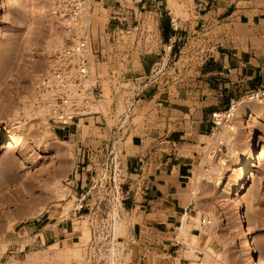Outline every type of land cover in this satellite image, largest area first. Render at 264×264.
<instances>
[{"label":"rangeland","instance_id":"374dc122","mask_svg":"<svg viewBox=\"0 0 264 264\" xmlns=\"http://www.w3.org/2000/svg\"><path fill=\"white\" fill-rule=\"evenodd\" d=\"M174 1L179 4L177 16L189 19L187 0ZM260 1L264 4V0ZM127 5V10L132 11L127 17L129 27H121L110 38L104 37L102 26L101 34L98 33L97 10L88 7L87 23L94 39V50L100 53L92 67L90 85L99 80L101 93L88 94L86 98L90 110L100 113L104 120L92 116L80 119L88 125L83 130L77 120L72 127L53 125L47 116L51 106L44 116L45 122L35 114L40 103V95H37L38 89H42L40 81L47 76L50 65L60 53L59 47L56 50L48 48L50 42L56 41L55 26L58 25L50 0H0V132L20 134L27 147L25 151L20 147H6L5 139L0 135V264H107L110 257L116 264H189L192 260L187 256L189 248L184 242L187 237L178 235L179 220L185 210L178 216L176 228L173 225L168 229L174 234H169L167 240L178 243L179 251L167 262L160 251L163 248L159 242L160 234L146 228L144 216L137 208L127 209L125 200L121 202L123 172L118 160L115 185L110 181L109 153L113 131L108 129L121 126V137L116 148L113 147V156L116 152L119 159L126 128L131 125L144 128L156 122L157 111L153 103L147 106L135 104L133 110L126 113V102L135 97L139 84L127 77L129 69L137 67L142 56L148 57L159 51L164 54L166 49L159 14L147 13V8L140 7L141 3L138 9L135 8V2L131 0H127ZM172 17H175L174 13ZM98 21L102 24L105 19ZM173 25L176 26L174 22ZM221 29L219 27L213 33ZM249 32L245 25H234L235 37L244 38ZM57 34L61 39L60 28ZM259 45L264 48V39H260ZM213 46L212 41L186 40L183 51L166 71L171 70L173 74L175 67L179 79L192 77L195 67L202 64L207 49ZM173 62H176L175 66ZM162 68V65L153 66L149 80L160 78L158 71ZM35 94L39 99L34 97ZM241 99L242 96L237 100ZM255 104L261 105L260 108ZM252 110L256 111L255 115ZM240 112L259 119L247 122L260 145L257 151L259 163L250 173L247 185L237 195L232 194L235 177L231 170L235 168L237 158L228 155L230 150L226 141L217 144L216 138L211 137L201 138L198 158L186 175L189 191L185 199L191 201V210H186L189 229L185 231L199 235L194 244L195 260L199 263L251 264L244 253L240 228L234 224L236 204L241 207L243 220L249 228L257 255L256 264H264V150H261L264 145V96L261 104L258 100L252 101ZM240 137L243 142L246 140L244 133ZM213 150L230 157L225 165L218 166L220 170L215 164L214 169L209 165L208 158ZM102 164L108 169L106 180L101 181L100 177L105 173ZM217 173L226 178L224 185L217 183ZM66 206H69L68 212ZM197 210H200L199 218H208L206 212L217 216V237L208 244L193 225L192 216ZM114 215L124 224V231L116 241L112 237ZM29 224H32V237L24 238L21 228ZM82 225L88 228L91 238L76 248L81 256L77 257L73 251L79 243ZM43 231L47 236H53L46 244L33 236ZM51 243H57L60 255L56 256L48 247ZM28 253L33 255L32 261L25 259ZM181 258L185 260L180 263Z\"/></svg>","mask_w":264,"mask_h":264},{"label":"crops","instance_id":"0c3cea01","mask_svg":"<svg viewBox=\"0 0 264 264\" xmlns=\"http://www.w3.org/2000/svg\"><path fill=\"white\" fill-rule=\"evenodd\" d=\"M131 1L137 9L141 3L147 13L159 14L166 49L164 54L142 56L127 74L133 83L139 81L137 106L153 103L157 113L154 125L128 126L122 136L124 206L137 208L146 228L160 234V251L168 262L179 251L178 243L167 240L174 234L168 229L176 228L183 210H191V201L185 199L189 191L186 175L198 158L201 138L211 131V113L225 110L249 90L264 86V48L259 45L264 39V4L260 0H187L189 19L183 20L172 17L168 0ZM95 9L96 18L105 19L102 24L97 20L98 33L102 26L105 38L129 27L127 17L132 11L127 10V0H93L92 11ZM234 25H245L250 32L244 38L235 37ZM219 27L221 31L214 34ZM194 38L212 41L214 48L207 49L206 60L195 67L192 77L179 79L175 67L173 74L166 67L173 66L185 41ZM159 65L163 66V72L158 71L160 78L146 81L153 66ZM97 117L102 120L103 116ZM31 225L21 228L24 238L32 237ZM33 236L43 244L53 238L44 231Z\"/></svg>","mask_w":264,"mask_h":264},{"label":"built area","instance_id":"2783aa9c","mask_svg":"<svg viewBox=\"0 0 264 264\" xmlns=\"http://www.w3.org/2000/svg\"><path fill=\"white\" fill-rule=\"evenodd\" d=\"M50 3L55 21L60 26L62 42L60 53L50 65L49 73L47 76H43L40 81L42 88H53L56 90L55 103L51 105L48 120L53 125L68 126L76 120L79 121L90 116L102 117L100 113L90 110L88 99L86 98L88 94L100 95L101 93L99 80H96L95 85H90L92 67L100 57V53L94 50V39L90 32V25L87 23L86 13L89 6L92 9L93 0H50ZM170 48L171 45L167 49L170 50ZM206 58L207 55L205 54L203 61ZM146 81H149V78ZM140 92L141 90L137 89L135 97L127 100L126 113H130L133 110ZM263 96L264 87L259 86L249 90L242 98L248 101L258 100L261 102ZM232 103L223 111L211 113L210 122L212 128L210 133L227 121ZM102 120H104L103 117ZM108 131H113L111 132L112 143L109 153V169H112L110 181L115 185L116 161L118 160L121 163V160L120 158L117 159L116 152L115 156H113V147L116 148L122 129L121 126H118L108 129ZM105 164L108 165V163ZM105 164H102V167H105L103 169L105 173L100 177L101 181L106 180L108 167ZM121 171L123 173L121 174L122 185L120 191L122 194L121 202H123L126 193L123 191L124 171L122 164ZM117 195L119 196V194ZM115 200L117 201V199ZM201 223H205L204 218Z\"/></svg>","mask_w":264,"mask_h":264},{"label":"bare ground","instance_id":"6f19581e","mask_svg":"<svg viewBox=\"0 0 264 264\" xmlns=\"http://www.w3.org/2000/svg\"><path fill=\"white\" fill-rule=\"evenodd\" d=\"M168 4H169V7L173 10L172 13H174L175 16H177L180 13V10L178 7L179 4H177L174 0H168ZM55 27H56L55 28L56 29L55 30L56 41L50 42L48 48L57 49V47H59V50H61L60 46H61L62 41L60 39V35L57 34L60 26L58 24ZM38 87L39 86H37L36 88ZM39 89H40V92H39ZM39 89H38L39 93L37 92V90L36 92H37V95H40V100H39L40 103L38 106H36L37 110L35 111V114L39 115L41 117V120L45 122L46 118L44 116L49 111V106L55 103L56 90L53 88L52 89L39 88ZM34 92L35 91H33V94ZM35 95L34 97H37V95L36 96ZM250 102L252 101L250 100L248 101L246 99L233 101L227 121L225 123H222L218 129H214L215 131L214 133L212 132L210 133V135L204 136V137H211L212 139L216 138L217 144H221L223 141H226L228 148L230 150V153H228V155L230 157L235 155L237 158L236 166L234 169L231 170L233 173V176L235 177V180L232 184V194L233 195H237L238 193H240L241 190L247 185L250 173L254 169L257 168L258 163H259V156L257 155V151L260 149V145L257 142L255 134L248 128L249 126L247 124V122L255 118L254 116H252V114L255 115L256 111L252 110V114L249 116L248 114L242 115V113L240 112L241 109L248 108ZM259 103L261 104V102ZM256 105L257 104H255V106ZM260 106L258 107L260 108ZM48 115L49 114H47V116ZM255 120L259 121V119L257 118H255ZM74 125H75L74 123H71L69 127H72ZM79 126H81L83 130H86L88 127V125L84 124L83 122H80ZM243 133L245 134V137H246V140H244V142L243 140L240 139L241 138L240 136ZM0 135L5 139L4 143L6 144V147H20V150L22 151H25L27 149V147L24 144L23 137L20 134H13L12 132L7 131V132H0ZM237 146H239L240 148L238 149L239 151L237 150ZM261 150L262 151L264 150V145L262 146ZM229 156H225V155L223 156V154H221L219 150H213L211 151L209 158H208L209 165H211L212 168L215 165L217 166L216 168H218V166H223L227 162V159L230 158ZM220 168L221 167H219L218 170H220ZM216 181L218 184L220 183L224 185L226 183V178L223 176L222 173H220L218 174V178ZM193 195L196 196V193L194 192ZM61 197L63 198V195H61ZM234 206H235L234 214H233L234 224H236L240 228L241 237H242V245L244 246V250H245L244 253L246 257H248L251 260V264H256L257 255H256L255 247L251 243V236H250L249 228L248 226L245 225V222L243 220L241 207L236 204ZM67 208H69V206H66V209H65L66 211L68 210ZM62 211L64 212V208L62 209ZM199 213H200V210H197L195 212V215L192 216V219L194 220L193 225H194V228L201 231V234L204 235V241L208 244L212 239L217 237V230H216L217 216L212 212H206L209 219L204 218V217L199 218ZM186 216H187V212L185 211L179 220L178 235L183 234L184 236L187 237V239H184V242L189 248V250L187 251L188 252L187 256L190 259H192L189 264H205L203 261L199 263V262H196L195 260V257H197V255L194 253V244L197 242L199 235L191 233V232L186 233L185 229L187 228L189 229V225L186 223ZM112 217H113L112 237H113V241H116L118 236H120V234L124 231V228H123L124 224L121 218L117 219L115 215ZM203 218L205 220L204 224L201 223ZM81 228L80 230L82 231L79 236V240H78L79 243H76L75 244L76 246L74 245L75 247L73 251L77 257H81V256L79 255V252L76 250V248H78L80 244L82 245L86 244L88 241H90V238H91L88 228H85L84 226ZM48 247L54 250V254L56 256L61 254V252L58 249H56L57 243H51L48 245ZM26 256L28 258L25 257V259H27L28 261H29V258L31 261L34 258L31 253H28ZM107 264H116V263H115V260L110 257L108 259Z\"/></svg>","mask_w":264,"mask_h":264}]
</instances>
